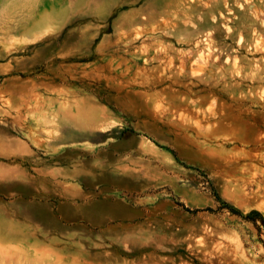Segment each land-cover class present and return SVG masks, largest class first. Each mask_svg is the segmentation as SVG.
I'll list each match as a JSON object with an SVG mask.
<instances>
[{
	"label": "rangeland",
	"instance_id": "1",
	"mask_svg": "<svg viewBox=\"0 0 264 264\" xmlns=\"http://www.w3.org/2000/svg\"><path fill=\"white\" fill-rule=\"evenodd\" d=\"M256 187L264 0H0V264H264Z\"/></svg>",
	"mask_w": 264,
	"mask_h": 264
},
{
	"label": "bare ground",
	"instance_id": "2",
	"mask_svg": "<svg viewBox=\"0 0 264 264\" xmlns=\"http://www.w3.org/2000/svg\"><path fill=\"white\" fill-rule=\"evenodd\" d=\"M208 67H210V66H208ZM255 190H256V193L254 195H251V196L250 195H242V200H244V201H256L259 198L264 197V187L263 188L262 187H256ZM241 192H243V191L241 190Z\"/></svg>",
	"mask_w": 264,
	"mask_h": 264
}]
</instances>
